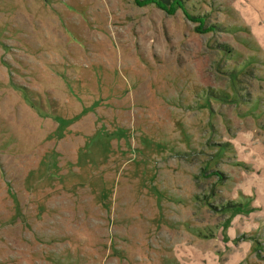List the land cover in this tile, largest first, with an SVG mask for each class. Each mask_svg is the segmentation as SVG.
Wrapping results in <instances>:
<instances>
[{"label": "rangeland", "instance_id": "1", "mask_svg": "<svg viewBox=\"0 0 264 264\" xmlns=\"http://www.w3.org/2000/svg\"><path fill=\"white\" fill-rule=\"evenodd\" d=\"M255 221L264 0H0V264H264Z\"/></svg>", "mask_w": 264, "mask_h": 264}, {"label": "crops", "instance_id": "2", "mask_svg": "<svg viewBox=\"0 0 264 264\" xmlns=\"http://www.w3.org/2000/svg\"><path fill=\"white\" fill-rule=\"evenodd\" d=\"M253 225H254V228H253V236H254V235H255V236L257 235L256 232H257V230H258L259 228H261V229H259V230L264 231V226L262 227V223L260 224V221H255V222L253 223ZM255 225H256V227H255ZM259 235H264V233H263V234H259ZM255 236H254L253 238H255ZM261 237H262V236H259L258 239L255 238V240L257 241V243H256L257 245H259L258 240L261 241ZM255 240H253V241H255ZM262 240H264V238H263ZM256 249H257L256 246H250V248H249L248 250H249V252H251L252 250H256Z\"/></svg>", "mask_w": 264, "mask_h": 264}]
</instances>
